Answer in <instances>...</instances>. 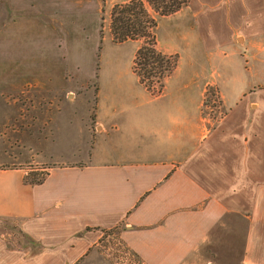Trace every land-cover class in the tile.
I'll use <instances>...</instances> for the list:
<instances>
[{
  "label": "crops",
  "instance_id": "0c3cea01",
  "mask_svg": "<svg viewBox=\"0 0 264 264\" xmlns=\"http://www.w3.org/2000/svg\"><path fill=\"white\" fill-rule=\"evenodd\" d=\"M130 1L62 7L88 14L82 36L96 39L103 8ZM155 34L178 58L162 92L132 64L101 68L92 133L82 98L81 111L61 98L52 108L63 66L0 62V222L29 238L23 247L0 227V264H112L99 250L111 230L145 264H184L234 227L242 264H264V0H190ZM27 86L43 95L25 111L12 97ZM212 86L228 108L215 124L204 115ZM37 166L43 180L30 184Z\"/></svg>",
  "mask_w": 264,
  "mask_h": 264
},
{
  "label": "rangeland",
  "instance_id": "374dc122",
  "mask_svg": "<svg viewBox=\"0 0 264 264\" xmlns=\"http://www.w3.org/2000/svg\"><path fill=\"white\" fill-rule=\"evenodd\" d=\"M71 1L77 0H65L63 3L57 2L52 7H47L44 0H0V62L23 67L37 64L58 65V68L63 66L66 70L62 73L54 72V75H63L65 78L54 81L56 93L47 94L49 99L53 100L52 108L56 110L60 106V98L73 103L74 108H79L73 101L82 98V106L87 102L89 107V112L87 111L84 117L88 120L86 128L92 133L95 126L93 107L99 91L100 69L107 70L113 65H119L123 69L129 68L130 64L133 67L137 51L135 52V46L131 42L122 44L114 41L110 29L111 11L114 6H104L99 36L95 39L87 29L86 38H83L82 28L93 27L89 23L91 18L88 14L80 15L75 6L71 9L62 7V4ZM147 9L153 18L160 20L162 16L148 5ZM89 33L90 36L87 37ZM141 45L140 40L138 49ZM244 62L246 67H249L252 58L246 56ZM58 86L64 90L61 94L62 89ZM163 86L164 80L162 86L154 81L149 90L152 95H160ZM37 95L43 94L27 86L12 99L20 101L26 111L32 98ZM227 113L228 108L224 105L219 89L216 86L208 87L205 93L204 115L215 124ZM82 116L83 114L80 117ZM43 167L37 166V170L31 171L29 180L42 179ZM14 226L16 225L10 221L0 222L2 229ZM237 228L241 227H234ZM6 229L11 232V229ZM234 229L218 233L214 245L200 249L184 264H242L243 232ZM99 250L112 264H145L122 243L118 230L104 233Z\"/></svg>",
  "mask_w": 264,
  "mask_h": 264
},
{
  "label": "trees",
  "instance_id": "16d2710c",
  "mask_svg": "<svg viewBox=\"0 0 264 264\" xmlns=\"http://www.w3.org/2000/svg\"><path fill=\"white\" fill-rule=\"evenodd\" d=\"M190 0H132L117 4L111 11L110 29L114 41H142L133 61V70L140 82L148 89L154 81L162 86V81L170 75L177 65L176 56H167L157 49L156 28L157 20L147 9L150 6L159 16H168L186 6ZM40 180H29L30 184H40ZM5 228V227H4ZM11 229L17 236L20 245H26L25 233L18 228ZM29 239V238H28Z\"/></svg>",
  "mask_w": 264,
  "mask_h": 264
}]
</instances>
